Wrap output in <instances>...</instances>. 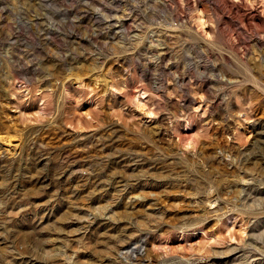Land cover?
Masks as SVG:
<instances>
[{
	"label": "rangeland",
	"instance_id": "obj_1",
	"mask_svg": "<svg viewBox=\"0 0 264 264\" xmlns=\"http://www.w3.org/2000/svg\"><path fill=\"white\" fill-rule=\"evenodd\" d=\"M0 264H264V0H0Z\"/></svg>",
	"mask_w": 264,
	"mask_h": 264
},
{
	"label": "bare ground",
	"instance_id": "obj_2",
	"mask_svg": "<svg viewBox=\"0 0 264 264\" xmlns=\"http://www.w3.org/2000/svg\"><path fill=\"white\" fill-rule=\"evenodd\" d=\"M250 77H251V79L253 80V82H255L257 85H259V86L262 85V83H261V81H260V78H258L256 75L250 73ZM139 105H140V104H139Z\"/></svg>",
	"mask_w": 264,
	"mask_h": 264
}]
</instances>
